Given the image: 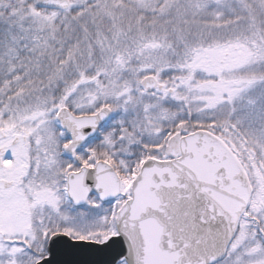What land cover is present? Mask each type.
Segmentation results:
<instances>
[{
	"label": "snow or ice",
	"instance_id": "1",
	"mask_svg": "<svg viewBox=\"0 0 264 264\" xmlns=\"http://www.w3.org/2000/svg\"><path fill=\"white\" fill-rule=\"evenodd\" d=\"M0 264H264V0H0Z\"/></svg>",
	"mask_w": 264,
	"mask_h": 264
},
{
	"label": "water",
	"instance_id": "2",
	"mask_svg": "<svg viewBox=\"0 0 264 264\" xmlns=\"http://www.w3.org/2000/svg\"><path fill=\"white\" fill-rule=\"evenodd\" d=\"M99 257H91V256H76V257H69V259H76V260H90V259H98Z\"/></svg>",
	"mask_w": 264,
	"mask_h": 264
}]
</instances>
